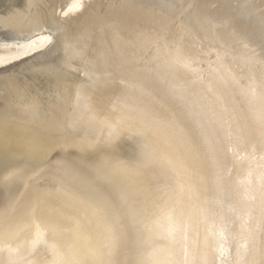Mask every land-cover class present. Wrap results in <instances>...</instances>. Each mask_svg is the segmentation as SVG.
<instances>
[{
  "label": "bare ground",
  "instance_id": "1",
  "mask_svg": "<svg viewBox=\"0 0 264 264\" xmlns=\"http://www.w3.org/2000/svg\"><path fill=\"white\" fill-rule=\"evenodd\" d=\"M0 264H264V0H0Z\"/></svg>",
  "mask_w": 264,
  "mask_h": 264
}]
</instances>
